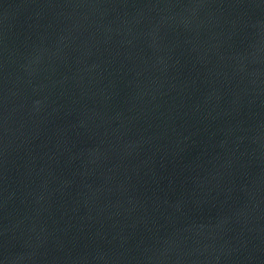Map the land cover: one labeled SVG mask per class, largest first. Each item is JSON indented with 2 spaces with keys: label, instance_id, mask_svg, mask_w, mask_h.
<instances>
[{
  "label": "water",
  "instance_id": "obj_1",
  "mask_svg": "<svg viewBox=\"0 0 264 264\" xmlns=\"http://www.w3.org/2000/svg\"><path fill=\"white\" fill-rule=\"evenodd\" d=\"M0 264H264V0H0Z\"/></svg>",
  "mask_w": 264,
  "mask_h": 264
}]
</instances>
